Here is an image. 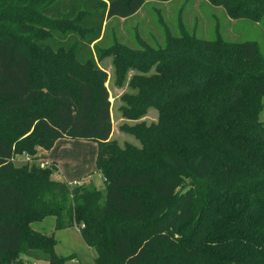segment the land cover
Instances as JSON below:
<instances>
[{
    "label": "trees",
    "instance_id": "1",
    "mask_svg": "<svg viewBox=\"0 0 264 264\" xmlns=\"http://www.w3.org/2000/svg\"><path fill=\"white\" fill-rule=\"evenodd\" d=\"M147 1L49 0L39 13L53 23L30 10L32 20L16 30L0 24V107L14 113L0 117V264H31L22 255L34 251L64 264L71 256L58 255L55 237L31 226L48 216L56 229L76 226L96 250V264H264V55L257 41L202 39L180 20L182 36L165 55L145 47L165 61L158 74L142 77L135 114L153 106L158 122L136 130L141 149L111 141L98 42L108 19L128 18ZM208 1L230 18L264 25V0ZM47 24L57 26L42 35V51L41 35H27ZM46 51H71L93 74L54 81L40 55ZM135 56L122 60V73ZM72 72L58 65V77ZM63 137L97 143L105 190L14 162L19 152L49 150Z\"/></svg>",
    "mask_w": 264,
    "mask_h": 264
},
{
    "label": "rangeland",
    "instance_id": "2",
    "mask_svg": "<svg viewBox=\"0 0 264 264\" xmlns=\"http://www.w3.org/2000/svg\"><path fill=\"white\" fill-rule=\"evenodd\" d=\"M48 1L0 0V15H5L0 24L8 29L16 30L19 23L32 17L31 14H28L30 10L36 18L49 19L39 13L41 6ZM49 20L50 23L54 22L52 19ZM180 20L183 21L184 29L189 34H195L202 39L214 40L221 36L225 40L235 42L257 41L261 53L264 55V25L247 18H230L223 6H217L208 0H148L137 13L128 18L113 17L108 19L98 42L103 57L102 59L98 58L97 65L107 73L105 85L109 90L112 103L113 132L111 141H114L121 149L126 146L141 149L143 144L137 136L136 130L140 129V124L143 122L150 125L159 120V111L153 106H148L142 116L139 113L135 114L137 108L134 106V101L142 99L144 95L138 86L141 85L142 77H152L158 74V67L165 61L157 58L152 52H148L150 49H145V47L149 46L152 50L165 55L164 51L167 50L169 41L182 36ZM56 26L47 24L44 29L35 28L34 33H29L27 36L37 35L39 37L41 35L37 39L36 45L45 51L46 47L39 41L43 34H47L50 29H55ZM130 52L132 55L136 54L133 59L137 61V64L127 66L122 73V60ZM40 55L42 59L46 57L50 75L54 81L61 79L70 81L85 76V71L89 69L78 67L71 51H46L45 53L40 52ZM58 65L71 68L72 73H75L74 76L63 73L58 77ZM88 72V74H93V69H89ZM122 74L124 75L122 76ZM166 78L168 79V76ZM12 114L14 113L3 111L0 107V117L6 119ZM259 119L264 121V107L259 114ZM8 126L15 129L17 124L10 121ZM18 135H21L22 139L29 136V134L19 132ZM87 141L89 142H84L85 144L76 142L77 145L69 146L80 148L70 150L68 153L70 160H67L62 166V172L59 175L58 168L44 160L40 152L44 147L41 145L36 146L34 153L27 150L19 152L15 155L14 162L17 166L37 165L41 168H52L54 169L51 175L53 179L76 180L74 182L86 183L89 186L105 190L104 175L95 169L93 144H90V140ZM31 226L36 231L55 237L57 240L55 249L58 255L71 256L64 264H96V250L85 242L76 226L56 229L54 216L32 222ZM22 256L31 264H49L48 255L41 251H34L31 256Z\"/></svg>",
    "mask_w": 264,
    "mask_h": 264
},
{
    "label": "crops",
    "instance_id": "3",
    "mask_svg": "<svg viewBox=\"0 0 264 264\" xmlns=\"http://www.w3.org/2000/svg\"><path fill=\"white\" fill-rule=\"evenodd\" d=\"M70 140V141H68ZM78 140V141H75ZM81 140V141H80ZM74 142V143H73ZM76 142H81L83 144H85L86 142H89L87 140H82V139H73V138H68V137H63V138H59L54 146L47 150L45 148H41V154L44 157V160L48 163H52L53 165H55L58 168V175L59 173L62 172V166L65 165L67 160H70V158H68V153L70 152L71 149H79L80 147H69L72 144L77 145ZM85 142V143H84ZM67 144V145H66ZM90 144L92 145V150L95 153L94 155V161H95V169H97V165H96V158H97V152H98V146L97 143L94 141H90ZM58 177V176H57ZM56 180H60L59 178H54ZM71 179V178H69ZM76 180H67V182H74Z\"/></svg>",
    "mask_w": 264,
    "mask_h": 264
}]
</instances>
